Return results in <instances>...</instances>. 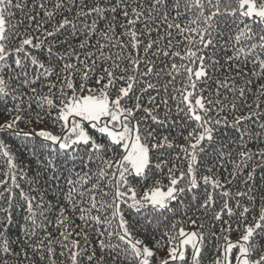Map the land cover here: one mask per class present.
I'll list each match as a JSON object with an SVG mask.
<instances>
[{
    "label": "snow or ice",
    "instance_id": "snow-or-ice-1",
    "mask_svg": "<svg viewBox=\"0 0 264 264\" xmlns=\"http://www.w3.org/2000/svg\"><path fill=\"white\" fill-rule=\"evenodd\" d=\"M0 118V264H264V0H0Z\"/></svg>",
    "mask_w": 264,
    "mask_h": 264
},
{
    "label": "trees",
    "instance_id": "trees-1",
    "mask_svg": "<svg viewBox=\"0 0 264 264\" xmlns=\"http://www.w3.org/2000/svg\"><path fill=\"white\" fill-rule=\"evenodd\" d=\"M6 118V117H5ZM0 119H3V118H0Z\"/></svg>",
    "mask_w": 264,
    "mask_h": 264
}]
</instances>
